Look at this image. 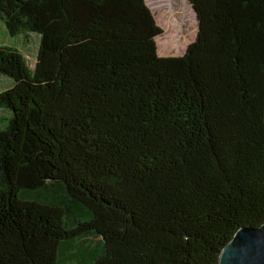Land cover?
<instances>
[{
  "label": "trees",
  "instance_id": "1",
  "mask_svg": "<svg viewBox=\"0 0 264 264\" xmlns=\"http://www.w3.org/2000/svg\"><path fill=\"white\" fill-rule=\"evenodd\" d=\"M189 2L163 56L147 0H0V264H219L264 223V0Z\"/></svg>",
  "mask_w": 264,
  "mask_h": 264
},
{
  "label": "rangeland",
  "instance_id": "2",
  "mask_svg": "<svg viewBox=\"0 0 264 264\" xmlns=\"http://www.w3.org/2000/svg\"><path fill=\"white\" fill-rule=\"evenodd\" d=\"M147 1L158 24L163 28V33L158 37V40H160L161 50L163 48L164 51L158 50L159 54L163 56L183 55L189 44L195 41L201 31L200 19L191 3L189 0ZM33 42H36V38H33ZM35 50L36 43H29L25 51L31 66L35 64ZM12 84L11 78L4 77L0 73V90L7 89Z\"/></svg>",
  "mask_w": 264,
  "mask_h": 264
},
{
  "label": "water",
  "instance_id": "3",
  "mask_svg": "<svg viewBox=\"0 0 264 264\" xmlns=\"http://www.w3.org/2000/svg\"><path fill=\"white\" fill-rule=\"evenodd\" d=\"M219 264H264V223L239 228L223 248Z\"/></svg>",
  "mask_w": 264,
  "mask_h": 264
},
{
  "label": "bare ground",
  "instance_id": "4",
  "mask_svg": "<svg viewBox=\"0 0 264 264\" xmlns=\"http://www.w3.org/2000/svg\"><path fill=\"white\" fill-rule=\"evenodd\" d=\"M185 9V8H184ZM183 11V10H182Z\"/></svg>",
  "mask_w": 264,
  "mask_h": 264
}]
</instances>
